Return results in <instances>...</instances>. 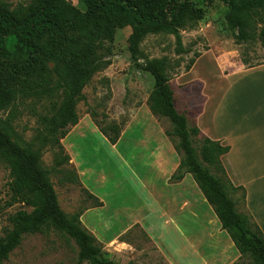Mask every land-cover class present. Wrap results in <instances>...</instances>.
I'll return each mask as SVG.
<instances>
[{"label": "trees", "instance_id": "trees-1", "mask_svg": "<svg viewBox=\"0 0 264 264\" xmlns=\"http://www.w3.org/2000/svg\"><path fill=\"white\" fill-rule=\"evenodd\" d=\"M76 1L77 5L74 0H31L13 8L0 0V111L26 97L25 83L40 72L43 60L64 66L63 99L37 119L38 127L32 141L20 144L13 136L15 132L9 122L0 118V163L7 166L11 177L9 205L22 203L32 209L30 212L20 210L10 216L11 227L0 234V264H5L25 235L49 230L63 233L77 244V264H120L109 259L98 239L84 228L80 219L82 213L68 215L62 210L50 180V171L44 169L42 158L47 149L53 150V169L64 179L81 184L62 140L79 123L77 105L86 100L83 86L89 84L103 67L94 57L95 44L113 38L116 31L124 27L132 28L128 41L133 64L154 79L148 106L159 121L166 118L172 124V129L165 130V134L180 156V165L170 181L179 182L188 173L193 176L222 230L228 233L241 254L234 264L243 259H248V264H264L263 232L249 213L243 215L237 211V202L230 197L229 188L218 175L226 174L222 158L229 153L230 146L204 136L195 124L188 122L176 104L167 73V58H145L141 50L148 35L165 33L175 36L180 54L184 51L181 32L195 28L204 17V10L196 5V0ZM226 1L229 6L226 25L238 44L264 38V29L258 34L255 25L264 23V0ZM72 31L76 36H72ZM4 60H22L24 63L8 69ZM194 63L192 60L191 65ZM89 114L108 142L116 145L126 123L111 122L103 127L95 121V112ZM198 137L201 145L196 147L194 139ZM83 189L89 198L96 200L93 208L104 205ZM235 190L243 191L245 202L244 188Z\"/></svg>", "mask_w": 264, "mask_h": 264}, {"label": "rangeland", "instance_id": "rangeland-1", "mask_svg": "<svg viewBox=\"0 0 264 264\" xmlns=\"http://www.w3.org/2000/svg\"><path fill=\"white\" fill-rule=\"evenodd\" d=\"M3 1L15 8L21 4H28L31 0ZM74 4L77 5L78 2L74 0ZM196 5L204 10V17L195 28L181 32L183 52L178 53L174 35L162 33L146 37L141 44L143 56L149 59L167 58L169 64L167 73L175 92L176 104L183 113H195L202 106L207 110L216 108L220 99L225 106H229L230 103L243 105L239 96L241 87H246L244 80L238 84L234 82L236 87L232 89L224 84L223 73H230L241 66L249 68L264 64V38L261 36L238 44L226 25L225 17L229 11L226 0H196ZM255 25L256 32L261 33L264 23ZM131 33V27H124L118 29L113 38L102 39L95 44L94 57L103 67L97 71L89 84L83 86L82 92L86 100L77 105L80 117L95 112L97 114L95 121L103 127L111 122L127 124L135 109L148 101L154 88V79L150 73L132 62L128 41ZM71 34L76 36L74 31ZM192 60H195L193 65ZM22 63H24L22 60H4L8 69H14ZM40 68V72L31 76L25 83L28 88L26 97L0 111V118L9 122L15 132L13 136L23 145L32 141L38 127L37 119L52 110L64 96L61 84L64 66L45 59ZM248 75L258 77L264 74L251 73L244 76ZM242 83L244 84L241 85ZM250 91L253 89L247 92ZM36 95L38 97H35ZM193 121V115H189L188 122L195 124ZM160 125L164 130L172 129V124L166 118L160 119ZM86 131L89 142H101L96 146L103 155V163L95 162L96 171L92 181L96 191L101 193L107 202V207L93 208L96 200L86 195L81 184L64 179L62 174L53 169L55 152L47 149L42 164L44 169L50 171V180L56 190L60 207L68 215L82 213L80 219L84 228L98 239L109 259L120 264H170L164 253L170 257L179 256L181 246H185L180 240L182 227L168 225L143 228L131 225L132 219L140 213L139 205H144L138 196L142 189L133 179V171L137 165L125 166L117 172L115 170L117 154L110 149L113 147L109 148L106 143H102L105 142L104 139L94 134L92 130ZM136 134L138 131L130 132L123 142H134L131 139ZM194 142L196 147H199L201 138H195ZM218 175L229 188L230 197L237 202V211L248 215L243 191L235 190L237 187L228 172L225 175ZM10 181L9 169L0 163L1 235L11 227L10 216L20 210L29 212L32 210L22 203L9 205ZM149 222L156 221L150 219ZM194 229L201 231L202 226H196ZM195 241L196 239H192L189 247L197 245ZM78 258L79 248L70 237L49 230L25 235L22 244L10 254L5 264H77ZM248 263V259H243L239 264Z\"/></svg>", "mask_w": 264, "mask_h": 264}, {"label": "crops", "instance_id": "crops-1", "mask_svg": "<svg viewBox=\"0 0 264 264\" xmlns=\"http://www.w3.org/2000/svg\"><path fill=\"white\" fill-rule=\"evenodd\" d=\"M251 73L264 74V64L249 68L241 66L223 73L224 84L232 89L236 87L234 82L238 84L244 80L246 87H241L239 96L243 105L230 103L225 106L220 99L216 108L207 110L202 106L195 113L184 114L188 120L189 115H193V122L204 136L230 146L229 153L222 158L226 172L236 187H243L246 191V210L264 234V75L244 76ZM239 74L244 75L235 77ZM250 89L253 91L247 92ZM92 120L90 114L80 117L62 144L82 186L104 201L99 208L107 207L92 181L95 162L103 163V155L96 146L101 142H89L86 129L103 138L105 142L102 143L109 148L113 147L110 149L117 154V172L125 166L137 165L133 179L142 189L138 196L144 205H139L141 214L135 215L130 224L143 228L182 227L180 240L185 246H181L179 256L170 257L164 253L170 264H234L240 258V252L228 233L222 230L218 217L193 176L188 173L179 182L170 181L180 165V156L160 121L152 114L147 100L135 109L116 145L108 142ZM134 130L138 131L131 139L134 142H123ZM150 219L156 222L150 223ZM196 226H202L201 231H195ZM192 239H196L197 245L189 247Z\"/></svg>", "mask_w": 264, "mask_h": 264}, {"label": "bare ground", "instance_id": "bare-ground-1", "mask_svg": "<svg viewBox=\"0 0 264 264\" xmlns=\"http://www.w3.org/2000/svg\"><path fill=\"white\" fill-rule=\"evenodd\" d=\"M107 237H109V234L107 235Z\"/></svg>", "mask_w": 264, "mask_h": 264}]
</instances>
